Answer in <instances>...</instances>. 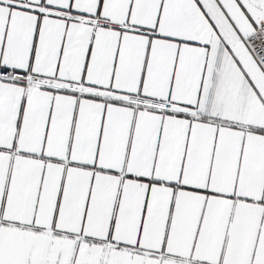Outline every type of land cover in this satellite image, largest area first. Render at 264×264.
Segmentation results:
<instances>
[{
	"label": "snow or ice",
	"instance_id": "1",
	"mask_svg": "<svg viewBox=\"0 0 264 264\" xmlns=\"http://www.w3.org/2000/svg\"><path fill=\"white\" fill-rule=\"evenodd\" d=\"M0 264H264V0H0Z\"/></svg>",
	"mask_w": 264,
	"mask_h": 264
}]
</instances>
